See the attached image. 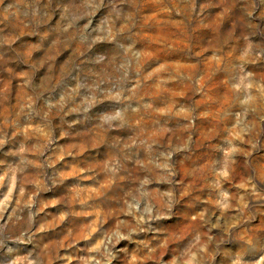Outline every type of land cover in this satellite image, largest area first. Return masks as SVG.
<instances>
[{
    "label": "clouds",
    "instance_id": "obj_1",
    "mask_svg": "<svg viewBox=\"0 0 264 264\" xmlns=\"http://www.w3.org/2000/svg\"><path fill=\"white\" fill-rule=\"evenodd\" d=\"M0 264H264V0H0Z\"/></svg>",
    "mask_w": 264,
    "mask_h": 264
}]
</instances>
